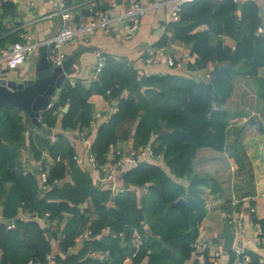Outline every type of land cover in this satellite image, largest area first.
Instances as JSON below:
<instances>
[{"label": "trees", "instance_id": "trees-1", "mask_svg": "<svg viewBox=\"0 0 264 264\" xmlns=\"http://www.w3.org/2000/svg\"><path fill=\"white\" fill-rule=\"evenodd\" d=\"M200 23L208 27L192 31ZM259 24V6L252 0L242 3L240 9L234 0H188L170 27L178 39L192 43L190 52L195 58L186 61L189 76L171 72L139 74L132 63L106 58L98 80L90 86L63 82L58 97L41 112L45 128L49 130L58 122L65 130L84 131L92 119L90 93L109 94L117 97L118 103L108 119L99 124L91 141L98 162L104 163L109 147L132 133L134 148L150 145L154 153L161 154L170 172L181 176L188 171L197 148L222 149L228 117L222 104L232 90V75L237 72L256 76L258 68L264 66V37L256 33ZM4 28L0 23V35ZM212 34L231 37L234 46L225 43L222 36L211 43ZM17 38L5 43L6 39L0 37V47ZM165 41L166 37L161 43ZM215 61L229 67L220 71L206 89L193 72ZM257 80L264 100V79ZM123 89L127 90L125 95ZM66 103L68 109L62 111ZM19 111L17 106H0V264H122L126 257L138 264L145 254L148 264H180L189 257L204 214L202 198L192 185L186 193V218L177 207L169 206L185 193L183 186L161 164L136 160L123 177L147 187L144 202L138 205L134 193L128 190L113 196L109 188L96 185L90 174L73 162L74 147L66 135L60 134L54 140L49 136L38 139L40 148H46L54 160L48 168L49 180L59 179V184L50 183L40 192L38 178L27 174L18 160L26 146ZM161 128L167 131L161 132ZM29 146L33 158L39 159L41 150L32 136ZM68 175L71 180H64ZM5 183H10L6 190ZM87 197L93 202L92 211L79 207ZM111 198L115 200L113 205L108 204ZM19 210L38 215L48 211L44 216L46 225L36 217L17 216ZM64 213L69 215L65 219ZM141 220H147L159 238L146 234ZM9 221L15 227L8 228ZM134 227L140 243L134 241ZM83 228H89L91 233L80 241L78 249L70 250ZM50 237L58 239L60 253H51L48 259L46 253L52 251ZM95 250L106 254L99 258L92 255ZM228 253L232 264L235 254L233 250ZM203 255L202 263L193 264H212L207 250ZM248 255L247 264H264L254 252L248 251Z\"/></svg>", "mask_w": 264, "mask_h": 264}, {"label": "crops", "instance_id": "crops-1", "mask_svg": "<svg viewBox=\"0 0 264 264\" xmlns=\"http://www.w3.org/2000/svg\"><path fill=\"white\" fill-rule=\"evenodd\" d=\"M117 1L118 3L115 7H111L108 0H66V3L74 14L72 20L76 25L74 20L76 12H78L80 23L87 22L93 17L89 10L91 7L108 9L112 16H117L125 9L128 0ZM186 1L188 0H142L146 7L145 12L141 17L138 31L129 39L124 37V28L116 20L113 21L109 31L96 28L88 34L87 38L77 34L64 43L62 47L66 54L77 53L71 66L74 67V71L64 81H69L71 84L81 83L85 87L90 86L91 83L99 78V72L94 77V70L101 56L105 60L106 58H113L132 63L139 74L171 72L189 76L190 71L186 67V61H192L195 58V55L190 52L192 43L188 44L178 39L174 30L170 27L172 22L176 21L171 18L172 10L177 6L181 7ZM245 1L247 0H236L235 2L238 3L240 9ZM252 1L259 6L260 24L264 28V0ZM56 3L57 0H0V23L5 27L0 37L5 38L4 42L6 43L10 41L9 38H16L20 32L28 31L35 41L46 42L62 26L60 16L50 15ZM207 27V23H200L192 31L203 30ZM261 35L264 37V32ZM220 36H222L225 43L234 46V40L231 37L219 34H212L210 42L216 43ZM164 37H166V41L161 43ZM148 46H152L155 49L162 47L164 51L163 55L157 57V62L152 64L144 61L145 56H147ZM169 55L182 60V65L180 67L170 66L167 63V56ZM36 56L37 48L29 58L19 65L15 67L2 65L0 70L5 69L7 75L12 78L33 76ZM215 63L226 65L216 61L209 62L206 67L195 70L193 74L202 81H209L211 76L206 77V74L210 72ZM257 78L264 79V66L258 68L256 76L237 72L232 75V90L222 104V108L228 112L222 149H216L211 146L197 148L188 171L181 176L171 173L166 162L160 158L146 159L148 162L161 164L165 171L183 186L185 193L180 196L184 197L185 201L190 185H192L193 191L202 198L204 214L197 225V236L191 242L194 251H190L189 257L180 264H193L194 261L202 263L204 261V250L208 251L210 260L215 250H221L216 264H230L228 252L233 250L235 258L232 264H236L239 254L235 252V248H239L242 253L246 254H248V251H252L259 256L261 262H264V243L258 242V230L260 229L264 233V100L260 93ZM60 88L61 86L57 88L52 97L53 100L58 97ZM126 93L127 90L123 89L122 94L125 95ZM114 100L118 103V98L109 94H103L99 91L90 93L88 101L92 119L89 127L84 131L78 129L65 130L57 122L56 125L49 128V132L41 133L37 129H33L29 135L26 127L23 126V137L26 146L23 145L25 148L19 153L18 160L25 171H27V174L36 176L39 185H41L39 170L43 161L45 160L46 168L48 169L54 164V160L46 148H40L38 139L43 136H49L51 140H54L56 136L64 134L74 147V153L78 155L77 158L72 156L73 162L89 173L96 185L101 188H109L113 196L118 192L132 191L136 197L137 204L141 205L148 194L147 187L125 181L123 177L124 172L136 165V160L124 162L113 182H97L93 168L85 157V147L81 136L84 135L87 139L93 140L99 124L104 122L105 117L116 109L117 103L113 104ZM19 112L21 122H25L26 112L22 109ZM61 114L62 111L57 112L58 119ZM31 136L36 142V147L41 150L40 158L37 160L33 158L32 150L29 146ZM153 139L152 137L151 141ZM157 142L154 141V144ZM133 145L131 133L128 138L119 140L116 144H112L109 147L105 162L111 161L115 147L129 150L134 148ZM27 147L31 150L30 154L27 152ZM64 180L70 181V176L68 175ZM193 182L195 183L193 184ZM9 185L10 183H5V190L8 189ZM120 186H124V190H118ZM42 191L43 189L40 186V192ZM234 198L237 200L236 202L232 201ZM108 201L110 205L115 204L114 198ZM79 207H87L91 211L94 208L93 202L89 197L80 203ZM178 211L180 212L179 209ZM17 216L23 218L28 216V213L19 210ZM68 216L67 213H64V219ZM0 217H2L1 205ZM232 218H238L241 221V226L235 227L232 223ZM225 220L231 222L235 232L232 248L227 253L222 250V237L219 236ZM39 221L41 225H46L43 221ZM141 225L146 234L159 238V234L155 233L147 220H141ZM153 226L160 228L157 223H154ZM134 230L137 236L134 241L137 243L139 236L136 227H134ZM122 238L121 243L123 244L124 237ZM50 240L52 245L51 253H60L58 239L50 237ZM203 243H206V248L201 250ZM79 246L80 241L76 240L75 237V243L69 246V249L74 251ZM1 254L0 249V258ZM103 254L106 253H101L99 250L92 252V255L99 258H102ZM248 260L243 264H247ZM127 264H132L131 259ZM138 264H148V254H145Z\"/></svg>", "mask_w": 264, "mask_h": 264}, {"label": "built area", "instance_id": "built-area-1", "mask_svg": "<svg viewBox=\"0 0 264 264\" xmlns=\"http://www.w3.org/2000/svg\"><path fill=\"white\" fill-rule=\"evenodd\" d=\"M236 1V0H235ZM108 3L111 7H115L118 3L117 0H108ZM180 6L175 7L171 12V18L173 20L179 19ZM145 5L142 3V0H128L125 9L119 13L117 16H112L108 9L101 8H89L90 13L93 17L87 22L79 21V25L76 26L73 23V12L69 5L66 3V0H57L55 7L53 8L50 15H58L62 19V26L51 38L46 42L50 43L48 49V55L52 61L56 63H61L66 56L65 51L62 49L63 44L71 40L77 34H81L83 38H87L88 34L93 32L96 28H102L105 31H109L113 25V21L116 20L124 28L123 35L125 38H131L139 29L141 17L145 12ZM256 32L262 34L264 28L261 24L256 27ZM41 42H37L33 39L32 35L28 31L20 32L19 36L13 42L7 44L6 46L0 47V68L2 65L6 67H15L29 58L36 50L37 46ZM164 54L163 48H153L152 46L147 47V56H145L144 61L146 63L152 64L157 62V57ZM105 58L101 56L95 66L94 77L98 74L104 64ZM167 63L170 66L180 67L182 65V60L175 58L174 56H167ZM206 77H210V74L207 73ZM108 92V91H107ZM41 119V117H40ZM108 116L104 120H107ZM41 122L43 126H46L44 121ZM81 140L85 147V157L91 164L93 172L96 175L97 182H113L119 172L120 167L124 162L135 161V160H146L149 158L159 159L161 157L160 153H154L153 148L150 145L141 146L138 148H131L129 150H123L121 147H115L113 151V158L110 162L100 163L98 162L95 154L91 150V140L87 139L84 135L81 136ZM74 158H77L78 155L74 153ZM40 183L41 188L45 189L50 183L59 184V179L53 178L49 180L48 169L46 168V162L43 161L42 167H40ZM124 186H120L118 190H124ZM236 202L234 198L232 200ZM49 212L45 211L44 215H38L35 211L29 212L28 216L36 217L41 221H46L44 216L48 215ZM232 223L235 227L241 226V221L238 218H232ZM15 226L13 221L7 223L8 228H13ZM91 230L89 228H83L77 235L76 240L81 241L85 236L89 235ZM121 235L122 232H119ZM258 242L264 243V233L262 230H258ZM140 240L138 239V242ZM206 248V243L201 245V250ZM191 251H194L192 246ZM238 258L236 264H243L249 259V255L242 253L239 248H235ZM221 250H215L212 253L211 262L212 264L217 263V257L220 255ZM51 252L46 253V258L50 259ZM130 260L129 257L124 258L122 264H127ZM30 263V261L28 262Z\"/></svg>", "mask_w": 264, "mask_h": 264}, {"label": "water", "instance_id": "water-1", "mask_svg": "<svg viewBox=\"0 0 264 264\" xmlns=\"http://www.w3.org/2000/svg\"><path fill=\"white\" fill-rule=\"evenodd\" d=\"M76 26L79 25L78 12L74 17ZM50 43L44 42L37 47V56L35 59V71L33 76L25 78H12L7 75L6 70H0V106L12 105L17 106L26 112V121L21 122L26 127L30 135L33 129H37L41 133L49 132L41 122V112L47 109L53 102V95L57 88L64 82L65 78L74 71L71 67L76 52L66 54L61 63H56L51 60L48 55ZM229 67L226 65H218L215 63L209 74L211 76L209 81H200L202 87L209 89L213 78L222 70ZM200 80L199 78H196ZM117 101L114 100L113 104ZM68 109V104L62 107V111ZM165 128H161V132H166ZM27 152L30 154L31 150L27 147ZM30 173V172H28ZM42 189V188H41ZM169 206L177 207L180 212L187 217L185 211V198L180 196L171 201ZM219 236L222 237V250L227 253L233 245L235 232L229 220H225L222 224ZM123 240V238H122Z\"/></svg>", "mask_w": 264, "mask_h": 264}]
</instances>
